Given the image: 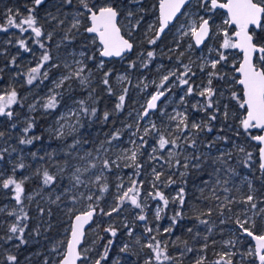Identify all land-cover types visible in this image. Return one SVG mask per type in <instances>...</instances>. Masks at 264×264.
Masks as SVG:
<instances>
[{
	"label": "rangeland",
	"instance_id": "1",
	"mask_svg": "<svg viewBox=\"0 0 264 264\" xmlns=\"http://www.w3.org/2000/svg\"><path fill=\"white\" fill-rule=\"evenodd\" d=\"M129 2V0H128ZM144 2V0H143ZM142 2V3H143ZM52 1H46V12L42 16V21H44V30L45 32H51L53 34V37L55 36L56 32L59 30L61 32V36L58 37L57 40V64L60 65L59 67V73L58 78H56L55 81H53L49 88L47 93H41L34 96L35 94L30 95V91L28 92L31 98L29 99L28 93L26 98L27 101V108H30L32 110L44 108L43 105L47 103V100L50 95L53 94L54 84L56 81L60 79L62 75H66L71 69L68 70V68L65 67V64L73 65V67H77L74 63V61L77 60H83L84 57L80 56V53L82 51L78 49L73 50V58H69L67 60V51L62 52L60 47H65L68 44L67 40L64 39V37L67 35V26H66V14L67 10L62 9L63 13H60V8H57L58 14L55 16L52 13V9L50 7L52 6ZM130 3V2H129ZM127 4V8H124L125 12L127 9H131L136 14L133 17H126L124 14L121 19V28L122 30L127 34V32L131 31V39L135 43L136 50L139 53L138 57H135L138 59V62L141 60H150V58L147 59V52L148 50L145 49V46L142 44L143 41L146 42V45H149L148 42V36L150 35L148 26L149 24L155 25V27L152 28V31H154L157 27V22L155 21L156 16L153 14H150V12H153V3L149 5H142V4H136L133 3ZM0 6H3V2H0ZM143 7L145 9L144 12H139L137 9L140 7ZM28 7V5H27ZM59 9V10H58ZM78 10H74V14ZM203 14H202V13ZM48 13H51L52 16L57 17V19H51L48 17ZM150 14V15H149ZM205 16L204 10L201 9L200 5L195 2V0H192L191 5L186 6L182 14L178 17L176 20L173 30L171 32L172 37L169 41L168 50L171 53H173L175 56L179 57L181 56H187V53H190V56H187L184 58L182 63H175L177 66V69H174L175 67H171L168 71L169 72H175L176 78H171L170 81L167 83L163 82L162 78L166 75V70L163 73H160L158 75H153L151 79L147 81L145 75H141L137 90H135V96H139L138 94L143 91L142 89L145 88V85L148 83L149 86H157L160 87L163 83L164 90L168 91V97L162 102L160 105L161 107L153 114H150L148 117L144 119H139L141 113L140 109L134 113V110H128L129 115L124 116L123 118H120L119 120H124L125 123H122L119 126H114V124H111V126L107 127L104 131L101 132V139L98 144V150L95 152H91L90 150H85L81 153H72V154H65V150L62 148L64 142H66V145L73 144L72 140L68 141V138L72 135H76L77 133H80V129L83 127V125L80 122L81 114L79 112L80 104L79 101H84L85 106L89 107L93 104H96L98 101V98L92 97L91 94L86 93L85 97L82 99L74 94V90L77 91L79 88L87 87L89 86V83L94 80L93 77H91V74L89 75V71L84 73L85 76L88 77V83L85 85H81L79 81L77 80H71L67 81L59 93L62 94L57 97V107H59L58 112L55 114V116L51 119H49V124L54 125L53 128L50 126L47 127V133L49 135H52L55 139H57L59 146L55 149V152L64 153L66 156V159L64 162L59 163L57 167L54 168V171L52 174L57 175L60 179H63L67 181V186L65 187L66 193L69 195V197L73 198L76 197L75 200L70 199V205L76 207L77 212H82L88 209V205L92 204L94 205H100L101 200L105 196V194L102 195V198L99 199V201L95 200V196H99L100 194V186L103 184L111 185L113 188L112 197L110 200H108L106 203L110 204L113 199H116L118 195V189L117 185L122 184L123 188L119 189L120 192L126 190L133 181L137 183V185L140 186V195H139V201L141 203V208L133 207V205L130 204V202H125L119 210V212H114L111 216L106 217V226L111 227L115 224H121V225H132L134 224L132 221L135 217L141 212L146 211V218H149V222L154 223L159 226V222L162 219L163 214V201L159 200L158 197L155 196V193L157 191L161 192L164 188V185L168 179L169 176L172 177V175L176 172L182 169V167H176L174 166V159L172 157H169L168 153L169 151L173 152V157L178 158L183 163L184 156L189 154H202L201 157L205 159V157L210 158H221L222 160H229L231 155V146H235V150L239 151L241 148L245 149V147L249 146V140L253 142L251 139V136L254 135V132L250 131L251 135L248 133H244V130L240 127V119L243 117L244 113H241V110H238L236 106H234V102L228 103L229 101V94L227 87L224 86H218L217 89V96L213 97L214 100H219V108L221 109V112L219 114H222L220 117H222L227 124L228 121H230L231 117L234 119L236 118V124L230 122L225 127L222 126V129L228 130V137L225 138L226 143H221L219 146L216 147L214 144L213 147L209 148L208 144H213L212 142L208 140H203L201 137L203 136V133H201V136H196L197 131L191 130L189 128V131L186 132H180L177 130V124L179 120L181 119L180 116H177V113H181L183 115H186L188 118L189 126L193 123H201L202 118L206 115L209 116L210 113L207 111L202 110L201 106L205 104V98L198 95V91L205 87L207 85L208 80V73L212 71L210 66L206 64V61H210L212 59H215L217 57V51L220 50V45L223 42L224 36L223 32L226 30L229 34V36L232 35V28H230L228 25L224 24V21L227 20L226 15L221 13H216L215 15H212L211 18V24H213V30L210 34L209 40L206 42V45L202 48L194 50L192 47V41L190 39V35H185L188 31L189 26L193 23V21L199 22V17ZM142 17V19H141ZM83 19V18H82ZM59 21H63V23H59ZM72 21H73V15H72ZM84 21V20H83ZM139 21V27H134L137 22ZM83 25V24H82ZM61 28V29H59ZM257 32V31H256ZM260 34H264V32L259 31ZM76 34V33H75ZM92 39L93 36H89L87 39V44L85 46H92ZM42 40L44 38L42 37ZM18 41V39H16ZM0 42L5 45H12L15 43L14 40H9L8 38H4L0 40ZM55 41H46L44 40V43L46 45H50V49L52 48V45ZM264 43V42H261ZM191 45V47H189ZM54 46V45H53ZM28 47L31 49V43L28 41ZM5 52V49H1L0 53ZM136 52V51H135ZM187 52V53H186ZM28 53H31L34 55V51H28ZM224 54L230 58V61L236 62L235 66L237 65L238 61L240 60V54L234 50V49H228L224 50ZM162 55H166V47H160V51L157 54V58L161 61ZM165 57V56H164ZM173 59H175L173 57ZM33 60V59H30ZM29 61V58H28ZM257 65L260 67H264V65H261L258 60L255 61ZM184 65H188L192 72L195 73L194 76H191L190 83L193 84L194 90L191 95H188L186 93V85L181 86V84L178 82V77H181V73L184 72ZM162 64L159 63L157 67H161ZM181 67V68H180ZM180 68V70H179ZM203 68V70H201ZM223 67H221L222 70ZM29 69H32V64L27 67V72H29ZM159 70V69H158ZM179 71V75H177ZM91 72V71H90ZM44 73V72H43ZM228 75H231L232 77H236V75L232 76L231 72ZM157 74V73H156ZM121 77V76H120ZM123 80L124 75L122 74ZM74 85V86H73ZM238 85V84H237ZM135 86V85H134ZM162 86V87H163ZM228 86L230 87L232 92H237L236 90V84L231 83V79L229 80ZM239 86V85H238ZM135 89V88H134ZM146 89H144V92ZM55 92L58 93L57 89H55ZM130 92V91H129ZM8 92H6L7 94ZM151 94V91L145 93V98L148 97ZM0 95H5L3 93V90L0 92ZM142 95V94H141ZM126 98V96H125ZM142 99L143 100H145ZM140 102V101H139ZM236 104V102H235ZM225 105H227V111L229 113L228 118L225 119L223 116V112L225 110ZM237 105V104H236ZM13 105H11L12 107ZM166 109L168 112H171V115L166 113ZM189 110V111H188ZM195 110L197 113L201 114V118L199 120H194L195 114L193 112ZM75 113V114H73ZM175 117V119H173ZM172 120V122H170ZM220 122L218 123H221ZM79 121V123H77ZM154 123L156 125V128L159 130V135H164L165 138L169 139H176L177 144L180 145V149H173L171 145L166 146L165 149H159V135L156 131H151L149 135L144 136V129L150 128L151 124ZM63 126V129L65 132L70 133L69 135H66L65 137L59 138L57 135V130ZM73 127L75 128V131H72ZM221 127V125H218V129ZM119 132L120 136L117 140H112V136ZM79 136V134H77ZM144 136V140L147 141L146 144L142 145L140 141V137ZM243 136L246 137V140L243 138ZM177 137H179L177 139ZM216 138H219V135H215ZM191 139H197L198 143H196V148L194 151L192 150V147H188L185 143L186 140ZM241 139V141H240ZM111 140V143L109 144L108 141ZM240 142H239V141ZM68 141V142H67ZM191 142H189L190 144ZM62 144V147H60ZM2 146V145H1ZM0 146V147H1ZM9 146L12 148L11 144ZM9 146H5L4 148H1L2 151H8L10 150ZM156 148L157 151L155 153L152 152V149ZM181 149H186L185 151L181 152ZM132 151L137 152V163L141 165L139 170L135 167V165L130 160L123 159L124 155H130ZM91 152L92 156H87V153ZM150 156H155L156 159H149ZM103 159H109L110 161H115L116 164L119 165V167L113 166L111 171L105 172L104 178L99 182H95V174L99 173L100 167H101V161ZM171 160L172 163H166V161ZM96 163L97 168L93 169L88 172H84L83 170L87 167H89V163ZM79 167L81 169V179L84 181L83 184L73 185L75 184V181L73 179V174L75 173V169ZM157 172H162L163 175L160 178V181L155 180V176L153 173V169ZM12 170H14L13 166L11 165L9 167V172L11 173ZM2 167L1 161H0V255L6 252H11L14 250L18 243L10 241L6 234V230L3 229L5 223H3L4 220H6L5 215H7L8 210L10 209V206L12 204V200L10 199V192L8 188L3 187V180L8 179L10 176H8L10 173ZM51 172V171H50ZM31 175V174H30ZM28 172L25 171L23 178L27 179L30 176ZM107 175L110 177H107ZM248 182V187L251 190L250 193H252V186L250 183V180L248 177H246ZM155 184V187L153 185ZM162 193V192H161ZM38 194V193H37ZM95 194L93 200H88L87 196ZM165 193H163L164 195ZM29 197H31V194H27ZM166 198V194L164 195ZM177 196V191L174 190L171 192L170 197L173 199ZM32 198V197H31ZM47 195L40 194L38 200H34L32 198V226L30 225L28 227L27 235H25L23 238L29 242V244H32L34 242H39V249L38 251H31L25 255L26 262H29V259L33 257L35 259L36 257H39L38 264H59V257L63 254L66 241L68 239V232L70 229V223H71V217H72V211L70 206L61 207L64 208V210L61 212L60 216L58 218H55V213H51V211L48 210L47 205ZM243 200V199H241ZM190 201V200H189ZM171 206V205H170ZM110 207V206H109ZM161 208L162 211L160 212L159 218L156 216L157 208ZM191 207V210L196 212V209L194 208V204L191 203L189 206ZM112 208V207H110ZM109 208L108 211H111ZM41 209L43 210L41 212ZM166 209V207H165ZM264 206L261 205L257 209H252L249 204L243 203L240 206L239 212H237L236 217L233 218L234 226H225L224 228L219 229L214 234V239L211 240L208 245L209 247V253H213L216 256H218V260L222 261L223 264H227L229 260H231V264H258L255 256H248L247 253L249 250H254V245L247 237L246 233L242 234L241 230L239 229V226L236 224V219L239 218L241 220L249 219L256 221L257 219L259 222L261 221V228L260 232L264 231ZM107 211V212H108ZM63 215H66L65 218H63ZM118 216V220H116ZM102 215L100 213V210H98L95 221L92 224V227L87 229L85 238H84V244L81 247V252H86L88 250H91L94 253L93 257H87L86 259H83L80 264H96V261H100V254L97 253V245H96V239H97V233H98V227L100 226L102 219ZM35 219V221H34ZM223 220V218H221ZM207 220V219H205ZM166 221V219L164 220ZM209 224L213 222V220H207ZM131 222V223H130ZM144 225H143V224ZM207 223V224H208ZM214 223V222H213ZM256 224V223H255ZM260 224H256L259 226ZM137 225V223H136ZM216 225V224H215ZM133 226V225H132ZM138 227L146 228L145 226V220L140 222ZM248 225H246L247 227ZM60 227V228H59ZM145 227V228H144ZM159 232L160 235H162L160 239V246L161 248L166 246V240L168 239V234H166V226H161ZM48 229L52 230L50 233L48 232ZM157 228L154 227V230ZM132 228L127 227L126 233L128 235V238L126 242H124L121 246V250H129L130 261L136 259V255L134 253L133 247H140L142 250V255L145 254L143 246L146 244V242L143 244L139 240V237L137 233L140 232V230L137 229V233H132ZM254 231L258 232L259 230ZM142 237L144 239H147V235H145L142 232ZM171 244L173 245V252L176 253L177 249L179 251H182V243L176 242V239L172 238L170 239ZM45 241V246H44ZM170 244V245H171ZM126 246V247H125ZM207 247L202 246L200 249H193L190 252L183 251V253H180V257H177V262L172 264H181L180 261L183 260L185 264H197V261H202L205 257V249ZM141 252V251H140ZM2 256H0V259ZM141 259H144L145 261L148 260L146 256H142ZM25 262V260L23 259ZM116 256H113L109 262L103 263V264H115ZM144 263L142 264H145ZM118 263V262H117ZM157 264H161L158 262H155ZM154 263V264H155ZM101 264V263H100ZM122 264V263H119Z\"/></svg>",
	"mask_w": 264,
	"mask_h": 264
},
{
	"label": "snow or ice",
	"instance_id": "2",
	"mask_svg": "<svg viewBox=\"0 0 264 264\" xmlns=\"http://www.w3.org/2000/svg\"><path fill=\"white\" fill-rule=\"evenodd\" d=\"M74 0H62L63 4L72 5ZM130 3L140 4L141 0H129ZM202 8H204L206 13H212L216 9L226 10L228 19L224 21L225 25L235 26L233 33L229 36L228 32L225 30L223 32V42L220 45V50L217 51V57L210 61H206L205 63L210 66L212 71H210L208 75L207 85L198 91V95L205 98V104L201 106L202 110L207 111V109H212V113L209 115V121H215L217 119V113L220 111L219 108V100H214L213 97L217 96V89L213 87V80H224L226 73H222L217 71L218 65L223 64L227 61V56L224 54V50L228 49H238L243 53L242 62H240L239 67L237 68L233 65V68L236 72L239 73V79L236 77L231 78V83L238 84L240 86V92H233L231 94V99L236 102L239 109L243 111V117L240 119V127L244 130L245 133L251 135V129H261L264 130V67H259L256 60L259 61L261 65H264V43H261L264 40V36L257 37L256 29H259L261 32H264V0H195ZM78 5V11L73 14V21L71 23V28L75 29L78 33L83 24V19L86 18L89 22L87 26H84L83 31L87 34H92L93 39L92 43L95 44L97 41L99 42V55L101 57H122L126 52H131L134 45L131 42V31L127 32L128 38H125V34L121 33V27L119 26V19L122 15V8H127V5H123L121 3H117L116 0H101L100 3L91 2L90 0H76ZM192 0H159L158 10V27H156V32L154 38L149 39L150 44H155L157 40L160 39V35L164 33L165 29L168 27L170 22L176 17L177 13L181 12V9L185 8L186 5H191ZM46 0H32V7L28 8L27 16H23L19 12L13 13L12 9H9L8 18H7V26L0 25V31L7 32L8 27L19 28L21 32L31 31L36 38L35 43L39 45L41 49H45L43 54L40 57V63L37 67H34L28 73V84H32L38 76L41 75V68H44V65L52 60V56L49 51L46 49V44L44 40L51 41L53 34L51 32H45L44 24L41 22L37 10L41 7V5H45ZM59 10V9H58ZM139 12H144L145 9L141 6L137 9ZM136 13L131 9H127L125 12L126 17H133ZM15 17H20L19 21ZM48 17L51 19H57V17L52 16L51 13H48ZM142 19V17H141ZM211 16L208 19H205L203 16L199 17V22L193 21V23L189 26L188 31L184 33L185 35H190L194 38L195 44L200 45L204 42L206 38L209 37V34L213 30V24H210ZM59 23H63V21H59ZM26 25V27H25ZM134 27H139V21ZM155 27L153 24H149V30ZM41 37L44 40H41ZM74 38V37H73ZM64 39H69L66 35ZM20 47L25 51H31V49L27 46L25 40L19 41ZM191 47V45L189 46ZM86 53L81 52L80 56L84 57ZM155 55L154 51L147 52L148 58H153ZM90 59H94L95 57H89ZM14 63V61H13ZM77 67H73V65L65 64L66 68L71 69L66 75H62L58 81L54 84L53 94L49 96L47 103L43 105L45 109H54L57 107L58 101L57 97L62 95L60 93L55 92V89L61 88L67 81L77 80L81 85L87 84L88 77L84 75L87 65L84 64L83 60L74 61ZM135 63L131 64L130 67H134ZM51 67L58 68L60 65L52 64ZM99 68L104 67L103 60L100 61ZM144 67H147V64H144ZM184 72L181 73V77H178L179 83L181 85H187L186 93L191 95L194 90L193 84L190 83L191 76H194L195 73L192 72L191 68L188 65H184ZM203 70V68L201 69ZM47 70L43 73V78H47ZM91 73L89 72V75ZM111 75V71H107L104 73L102 83L104 85L109 84L108 77ZM175 72L170 73L169 75H165L162 80L163 82H167L170 79V76H174ZM119 79H123V77H119ZM163 83L161 84V87ZM109 93L111 92V88H108ZM127 90L125 89V94L119 96V102L116 104L117 109H122L125 101ZM164 95L163 91H158L156 94L151 96V100L147 103L145 111L140 115L139 119H143L144 117L149 115V110H154L157 107V101L161 96ZM17 103V93L15 90L8 92L6 95H0V116H6L9 119L13 117V112L9 110L11 105ZM80 109L79 112L83 115H91L95 116L97 109L95 107L89 108L85 106L84 101H79ZM75 114V113H73ZM227 105H225V110L223 112V116L225 119L228 118ZM109 113L107 111L104 112V120H107ZM177 116H180L181 119L177 124V130L180 132L189 131H202L205 128L207 131H212L211 127L207 124L196 123L193 122L190 126L188 124V118L186 115L181 113H177ZM175 119V117H173ZM79 123V121H77ZM16 125L13 124L14 128ZM35 127L34 122H29L27 126L23 129L25 134L29 133ZM72 131H75L73 127ZM151 131H156L159 135V130L156 128L154 123L151 124L150 128L144 129V136L150 134ZM70 133L65 132L63 126L57 130V135L59 138L65 137ZM5 135L4 132L0 131V137ZM119 132L115 133L112 136V140L119 139ZM144 136H141L139 139L141 144L144 145L147 143L144 140ZM38 137L31 138H22L20 139L21 144H32L34 139ZM179 137H177L178 139ZM191 143L188 144V140L185 141L188 147L195 148L196 140L191 139ZM252 140L259 142L261 145H264V135H256L251 136ZM80 143L79 140L74 141L73 144L69 146V148L74 149ZM111 143V140L108 141ZM171 145L173 149H180V145L177 144L176 139L165 138L164 135H159V149H165L166 146ZM209 148L213 147V144L207 145ZM186 149H181V152ZM157 151L156 148L152 149V152L155 153ZM240 151H244L243 148ZM70 154V153H69ZM169 157H172L175 161L174 166L182 167L185 170L191 168L200 169L206 162L205 159L201 158L202 154H189L184 156L183 163L180 159L173 157V152L169 151ZM249 159L251 158V153L247 154ZM87 156L91 157L92 153L88 152ZM0 159H3V156L0 155ZM123 159L130 160L137 170L141 167L140 164L137 163V152L132 151L130 155L125 154ZM149 159H156L155 156H150ZM260 159L261 164L260 168L262 172H264V147L260 148ZM213 164L219 162L221 164H226V161H223L221 158H216L212 161ZM166 163L171 164L172 161H166ZM247 163V161H245ZM119 167L115 161H110L109 159H103L101 161V167L98 174H95V182L99 183L103 178L105 172L111 171L112 167ZM20 168H23L24 165L20 164ZM96 163H89V167L85 168L83 171L88 172L93 169H96ZM15 171V170H13ZM214 172H219V168H214ZM227 171H231V169H227ZM153 173L156 181H160L162 172H157L155 168L153 169ZM81 169L77 167L75 169V173L73 174V179L75 181V185L83 184L84 181L81 180ZM186 175V172H181L180 176L183 178ZM57 177L50 174L48 171L43 172V184L46 186L52 185L55 183ZM3 187L9 188L10 186L14 187L15 191V200L17 203H22L21 197L24 193L23 184L25 183L24 179H21L19 182L15 178H8L3 180ZM167 184H172L174 181L171 179V176L168 177ZM226 183V181H225ZM155 187V184L153 185ZM123 188V185H117L118 195L116 197L118 203L116 206L111 208V211L104 212L103 209H100V212L104 215L111 216L114 212H119L120 207L123 206L125 202H130L131 205L136 208H141V203L139 201L140 195V186L137 185L135 181L131 183V185L124 191L120 192L119 189ZM108 191V185L105 183L100 186V194L99 196H95V194L88 195V200H93L95 196V200L99 201L102 198L103 193ZM227 191V190H226ZM155 196L159 198V200L163 201V205L166 207L169 203L168 199L165 198L163 193L157 191ZM73 200L76 197L72 198ZM219 199V197H216ZM254 196L249 194L245 198L242 203H247L250 205L252 209H256L257 205L254 202ZM173 203H178L181 208H183L185 203V190L181 187L178 191V195L173 198ZM228 203H232V201H228ZM98 206V205H97ZM218 208H226L227 204L218 205ZM43 210L41 209V212ZM161 208H157L156 216L159 218ZM230 211V209H229ZM264 211V210H261ZM96 214V207L92 204L88 205L87 211L81 212L80 214L75 216V222L71 226V239L68 241L67 248L65 253L63 254V258L60 261V264H77V260L81 259L80 251H78V246L84 236V225L92 220L93 216ZM212 214V209L209 208L206 213H201V215ZM223 211L221 210L220 215L223 216ZM183 215L182 212L177 211L176 215L172 217L173 223L177 221L179 217ZM28 219L27 213H24L23 216L18 217V222L13 224L9 228V232L14 234L17 239L20 240L21 244L26 243L23 238V233L27 225L23 223ZM138 219L143 221L146 219L144 215H139ZM199 219V216H197ZM199 222L202 224H207V220L199 219ZM236 224L239 226L242 234H247L248 237L255 241V249L249 250L247 253L248 256H255L259 264H264V232H260L259 234L254 231L256 228V224L254 220L244 219L241 220L239 218L236 219ZM246 225H248L246 227ZM106 231L110 232L112 236L116 235V231L113 228H108ZM147 231L151 232L152 229L149 228ZM166 231H171V229H166ZM189 232L192 231L191 228L188 229ZM7 239L11 240L12 236H9ZM155 240V238H152ZM111 243V241H109ZM18 247V246H17ZM126 247V246H125ZM147 247L153 249L155 253V259L157 261L161 260L163 257L164 260L170 259L166 252L165 248H161L160 242L156 241L155 244L149 243ZM207 247V245H205ZM191 250V249H189ZM107 255V250L105 251V256ZM105 257L102 256L101 260ZM7 260L11 262V264H16L17 257L15 255H8ZM96 264H100V261H96ZM197 264H202L201 261H197ZM227 264H231V260L227 262Z\"/></svg>",
	"mask_w": 264,
	"mask_h": 264
},
{
	"label": "trees",
	"instance_id": "3",
	"mask_svg": "<svg viewBox=\"0 0 264 264\" xmlns=\"http://www.w3.org/2000/svg\"><path fill=\"white\" fill-rule=\"evenodd\" d=\"M256 36L261 37L262 35L259 32H256ZM83 37L84 35L77 37L75 36L76 48L79 49L80 47H84L87 44L86 40L81 41ZM261 42H263V40ZM156 45L157 42L154 44V46ZM89 57H93V55L90 54ZM93 60L94 59H90V62L86 64V71L91 70V72L95 75L93 77L94 80L89 84L88 87H81L75 91V95L83 99L88 92L92 95V97L98 98L97 103L90 106V108L95 107L97 112L95 116H81L80 122L83 127L80 129V133H77L79 136L76 134L73 136L71 135L68 138V141L72 140L74 143V141L79 140L80 143L74 149L69 148L70 145L67 146L66 142H64L63 147L62 144L60 146L65 150L66 155L69 153H81L85 150H90L91 152L97 151L98 144L101 139V132L107 127L111 126V124H114V126L117 127L124 123L123 120H119L120 118H123V115L116 110L115 102H109L107 99L105 103L103 99L104 96L101 94L99 82L101 79L99 70L95 66V63H93ZM235 64L236 62L234 65ZM220 85L226 87V82L224 80L218 79L213 80L214 88ZM60 89H62V87ZM236 90L237 93L240 92V87L237 84ZM57 91L59 93L61 90L57 88ZM234 106H236L238 110H241L239 109L238 105L235 104V101ZM54 109H47L49 113L45 114L44 112L40 116L30 113L25 119H21L20 115H13L11 119L8 117L5 119H0V131L5 133L3 137H0V146L2 145L0 147V155L3 156V159H0L2 167L7 173L9 172V167L12 165L15 171L12 170L11 173L9 172L10 174L8 176H10L9 178H15L18 182L21 179H24L23 176L25 171L28 172L29 175L31 174L29 178L24 179V193L21 197L22 203H17L15 200L14 187L10 186L8 188L12 204L7 215H5L6 220L3 221V223H5L3 229L6 230L8 237L12 236L10 241L18 243V247H16L11 252L1 254L0 256H2V258L0 259V264H11V262L7 260L8 255H15L17 257L16 264H38L39 257H36L35 259L31 257L29 262H26L27 260L24 257L31 251H38L40 243L37 241L29 244V242L24 239L26 243L21 244L20 240L17 239L14 234L9 232V228L18 222V217H21L24 215V213H27L28 219L23 221V223L27 225L24 230L23 237L27 235L28 227L30 225L32 226V203H30L32 202V198L37 201L40 194L47 195L48 210L51 211L52 214L55 213L54 220L60 216L65 206L71 207L72 214L76 211V207L70 205V199L72 198L69 197V195L64 190L67 186V181L60 179L57 175L52 174L54 168L57 167L59 163L64 162L66 159L64 153L55 152V149L53 148L59 146V143L57 142L58 140L52 135H49L45 130V127L49 125L48 120L55 116L53 114L54 112H51ZM105 111L109 113L107 120H104ZM241 113H243L242 110ZM29 122H34L35 127L29 133L25 134L23 129ZM202 122L203 124H207L212 129L210 132L207 131L206 128L202 131H197V134H199V132L204 133V135L201 137L203 140L213 142L216 147L221 143H226L225 138L228 137L229 131L222 129V126L225 127L227 125L225 121L217 123L216 125L213 124L214 121ZM231 122L236 124V118H233ZM13 124L16 125L14 128L12 127ZM219 124L221 127L218 129ZM215 134H218L219 138H215ZM243 134H245V132ZM31 137L38 138L34 139L32 144H21L19 142L22 138L26 139ZM243 138L246 140L245 136H243L241 139ZM248 142L249 146L245 147L244 151H236L235 146L232 145L229 160H223L226 161V164H221L219 162L213 164L212 161L215 160L214 158L205 157L206 162L200 169H193L190 166L187 170L184 169V171L180 172L176 171L171 177L174 183H165L164 188L161 191L162 193L166 194V199H168L169 203L166 206V209L165 207L163 209L164 211L162 214V219L159 222L158 227L156 224L152 222L150 223L149 218L145 219L146 228L144 227V231L143 228L137 226L140 222H142L138 219V216H146V211H141L137 217L134 218L132 221L134 223L132 224L133 226L115 224L111 227H108L106 226L105 221L107 215H104L100 212L102 215V222L98 227L97 239L95 242L98 246L96 248L97 253L100 254L99 256L105 257L102 260L100 257V263L103 264L109 262L113 256H116L115 264H142V262L145 261L144 259H141L142 256H146L148 259L150 258V261H145V264H154L155 262H158L155 259V253L153 249L147 247V245L149 243L155 244L156 241L160 242L162 235H160L159 230L162 228L161 226H166V229H171V231H166V234H168V239L166 240V252L170 259L164 260L163 257H161L159 263H176L177 257H180V253H183V251L190 252L193 249H200V247L207 245V248L204 252L205 257L201 261L202 264H223L222 261L218 260V256L213 253H209L210 245H208V243L214 239V234L216 231L224 228L225 226H234L233 218L236 217L237 212L240 210V206L243 204L242 201L245 200L247 195L251 194L254 196V202L257 205L256 209L264 203V172L258 169L257 145H255L250 140ZM9 144H11L12 148L9 146ZM6 145L10 147V150L8 149V151H2L1 148H4ZM248 153H251L250 159L247 155ZM245 161H247V163H245ZM20 164H23L24 167L20 168ZM214 168H219L220 171L214 172ZM227 169H231V171H227ZM44 171H48L50 174L57 177L54 184L49 186L43 184ZM181 172H186V175L183 178L180 176ZM107 177L109 176L107 175ZM246 177H248L250 180L252 193H250L251 190L248 187L249 181ZM81 179L83 178L81 177ZM181 187H183L185 190V203L183 208H181L178 203H173V199L170 197L171 192L174 190L177 191L178 195V191ZM112 190V186L108 185V191L103 193L105 196L101 200V204L98 205L99 210L103 209L104 212H107L110 207L117 205V199H113L110 204L106 203L112 197ZM28 193L31 194L32 198L27 195ZM216 197H219V199H216ZM228 201H232V203H228ZM191 203L194 204L195 210L198 209L196 212L192 211L191 207H189ZM224 204H227L226 208L217 207L218 205L222 206ZM121 208L122 206L120 207V210ZM209 208L212 209V214L210 216L201 215V213H206ZM221 210L224 213L223 216L220 215ZM177 211L182 212L183 215L179 217L175 223H173L172 217L176 215ZM65 216L66 215H63V218H65ZM197 216H199V219L209 220L210 223V220H213L214 223L212 222L211 224H202L199 222V219H197ZM221 218H223V220ZM165 219L166 221H164ZM116 220H118V216ZM255 223L259 224V220L257 219ZM127 227L132 228V233H137V229L140 230V232L137 233L139 237L138 241L143 244L146 242L142 237V232L147 235L148 241L143 246L145 252L144 255H142L143 253L140 247H133L136 259L131 261L129 258L131 253L129 254V250L120 249V246L126 242L128 238L126 233ZM154 227L157 229L154 230ZM108 228H113L116 231V235L112 236L110 232L106 231ZM149 228L152 229L151 232L147 231ZM189 228L192 229L191 232L188 231ZM255 230H258L257 225ZM51 231L52 230L48 229L49 233ZM153 237L155 240L152 239ZM172 238L176 239V242L182 243V251H179L178 249L176 253L172 251L174 250L173 245H175L171 244L170 242V239ZM109 241H111V243H109ZM45 245L46 244L44 241V246ZM106 250L107 255L105 256ZM91 254L92 257H94V253L91 250L86 251L84 253L83 259L90 257ZM180 263L185 264L183 260H181Z\"/></svg>",
	"mask_w": 264,
	"mask_h": 264
},
{
	"label": "flooded vegetation",
	"instance_id": "4",
	"mask_svg": "<svg viewBox=\"0 0 264 264\" xmlns=\"http://www.w3.org/2000/svg\"><path fill=\"white\" fill-rule=\"evenodd\" d=\"M46 1H50V0H46ZM51 1H52V3H51L52 6L50 7V9H52L51 11L53 12L52 13L53 15L56 16L58 14L57 8L61 7L60 13H63L62 9L67 10V14L65 16L67 19L66 20L67 36L69 37V39H66L67 43H68L66 45V48L60 47V49L62 52L68 50V52H67V60H68L69 58H73V50L78 49L75 47V36L77 37V36L84 35V37L81 41H85V40L87 41L89 36H92V34H87V33H84V31H83L84 26H87L89 22L87 21L86 18H83V20H84L83 25L81 26L79 33L75 29H72L71 31H69V29L71 28L72 15L74 14V10H78V5L76 3V0H74L72 5L63 4L62 0H51ZM0 2H3V6H0V25H4V26H7V18H8L9 9H12L13 13L19 12L23 16H27L28 8L32 7V0H0ZM91 2L100 3L101 0H90V3ZM116 2L117 3L122 2L123 5H127V4H131L132 6L134 5L133 3H129L128 0H116ZM142 2H143V0H141L140 4H142V5L148 4L149 7H151L150 4L153 3V7H152L153 12H150V14H153L154 16H156L155 21L157 22V27H158V19L157 18L159 16V13H158L159 0H144V2L143 3ZM27 5H28V7H27ZM186 6H188V5H186ZM186 6H185V8H186ZM45 7L46 6L41 5V7L37 10L39 18H40L42 23H44V21H46V20L42 21L43 20L42 16L46 12V9H48ZM184 9L182 10V12L184 11ZM201 9L204 10V8H202V7H201ZM182 12H181V14H182ZM218 12L225 15V13L220 9H216L212 13H206L204 10V14H205L204 18L208 19L209 16H211V18H212V15H215ZM124 14H125V10H124V8H122V15L118 21L120 27H121V25H120L121 19H122V16ZM178 17L174 20V22L172 24H170L168 26V28L164 31V33H162L160 35V39L156 41L157 42L156 46H154V44L146 45V42L143 41L142 44L145 46V49H147L148 51H154V53H155L154 57L150 58V60H141L140 62H138V59L135 57H138L139 53L135 49L136 46H135V43L133 42L132 39H131V42L134 45L132 51L126 52L122 57H118V58H115V57L103 58V57H101L99 55V47L100 46H99L98 41L95 44H92V46H88V47L84 46L85 48L80 47L78 49V50L86 53V55L84 56V64H88V62H90V58H89L90 54H92L95 57L93 60V63H95V66L99 70V75L101 78L99 80L100 87H101V94L104 96L103 99H104L105 103H106V100L108 99L109 102L113 101V102H115V104H117L119 102V96L122 94H125V89L127 90L126 98H125V101L123 104V108L122 109L116 108V110L120 114L126 116V115L130 114V113H128V110L132 109V111L134 110V113H135L140 109V113L142 115V113L144 112V110L146 108L147 102L151 98V96L154 95V93H157L158 91H163L164 95L161 96V98L159 99L156 109L149 112V115L153 114L161 107L160 105L162 104V102L168 97V91L164 90V86L163 87H161V86L160 87L149 86L147 83L145 85V88H144V89H146V91L144 92V89H142L143 91H141V93L138 94L139 96H137V98L135 96V92H136L135 90H137L138 81H139L141 75H145L147 81L149 79H151V77L153 75H158L160 73H163V72H165V70H166V75H169L171 72H169L168 70L172 66L175 67L174 69H177V66L175 65V63H182L184 58H186L187 56H190V53L186 52L187 56H184V55L181 56L180 55L179 57H177L173 53H171L170 51H167L168 46L170 44L169 43L170 38L172 37L171 32L173 30L174 24H175L176 20L178 19ZM15 18L17 19V22L20 19V17H15ZM210 24H211V20H210ZM25 27H26V25H25ZM229 27L234 30V28L232 26H229ZM59 29H61V28H59ZM256 31L259 32L260 30L258 29ZM61 32L58 30L56 32L55 36L54 37L52 36V41H55V42L53 44L54 46L52 45L51 49H50V45H46V49L49 51L50 55L52 56V60L50 62L46 63L44 65V68H41V75L38 76V78L32 84H28L27 83L28 73L30 72L31 69H29V72H27L28 71L27 67L31 64H32V68L37 67L38 64L41 62L40 57L43 54V52L45 51V49H41L39 47V45L37 43H35L36 38L34 37V34L31 33L30 30L28 32H21V30L19 28L8 27L7 32L0 31V40H1V38H2V40L4 38H8L9 40L15 41V43H13L12 45H8V46H5L0 42V50L5 49V52L0 53V92L3 90V93L6 95V92H10L12 90L16 91L17 103L13 104V106L9 109L13 112V115H20L21 119H25L26 116L30 113L37 114L38 116H40L44 112H45V114L49 113L48 110L45 108H40V109H36V110H32L30 108H27L26 105H27L28 99L26 98V96H27V93L29 91H30V95H32V93H33V94H35L34 96H36L38 94L41 95V93H44V92L47 93L50 84L53 81H55L56 78H58L59 67L55 68V67H51V65L57 64V58H58L57 52L58 51H57V43L56 42L58 40V37L61 36ZM155 32H156V29L154 31L151 30V32H149L150 35L148 36V40L151 38H154ZM121 33L125 34V38H128L127 34L122 30V28H121ZM210 34H209V37H210ZM261 35L264 36V34H261ZM209 37L206 38L205 41L198 47L194 44L193 37H190V39L192 41L191 45H192L193 49L196 50V49L204 47L206 45V42L209 40ZM16 39H18V41H16ZM20 40H25L27 46H28V41L31 43V50L34 51V55H32L31 53H28V51H25L23 48L20 47V44H19ZM41 40H42V37H41ZM263 42H264V40H263ZM160 47H166V55H162L163 61L159 60L156 57L158 52L160 51ZM173 57L175 59H173ZM28 58H29V61H28ZM227 58L228 59L226 62H224L221 65H218L217 70L222 72V73L227 74L225 76L224 81L226 82V87H227L228 94H229L228 103L233 104L234 101L231 99V94L233 92L231 91L230 87L228 86L229 80L231 79V75H228L229 73H227V72H231L232 76L235 75V70L233 68L234 62H232V60L230 61L229 57H227ZM30 59H33V60H30ZM101 60H103V62H104V67L102 69L98 67ZM13 61H14V63H13ZM133 63H135V66L130 67V65ZM159 63L162 64V66H161L162 68L157 67V65ZM144 64H147V67H144ZM221 67H223L222 70H221ZM180 68H179V70H180ZM46 70H47L48 74H47V78L45 79V78H43V72H45ZM68 70H69V68H68ZM90 71L91 70H89V72ZM107 71H111V75L108 77L109 84L104 85L102 83V79H103L104 73ZM90 73H91V77L95 76L92 72H90ZM122 74L124 75V80L119 79L120 76L122 77ZM177 75H179V71H178ZM171 78H176V75L170 76V79ZM170 79L166 82V85L170 81ZM178 82H179V80H178ZM181 86H183V85H181ZM109 87L111 88L110 93L108 91ZM149 91H151V94L145 98V93H147ZM73 92L75 94V90ZM30 95L28 93L29 99L31 98ZM144 98H145V100L142 101V99H144ZM58 109H59V107H56L51 112H54L53 114L55 115L58 112ZM168 110L166 109V113L168 115L169 114L171 115V112H168ZM193 112L195 114L194 120H199L201 118V114L197 113L195 110H193ZM208 112L211 114L212 109H210ZM220 112H221V109L217 113V119L214 121V123H213L214 125H216L218 122H220V119H222L221 122L224 121V119L222 117H220L222 115V114H219ZM148 116H146V117H148ZM146 117H144V118H146ZM208 117L209 116L206 115L205 117L202 118V121H209ZM5 118H6V116H0V119H5ZM233 118L231 117L230 121H228L227 124H229ZM48 122H49V120H48ZM170 122H172V120H170ZM124 123H125V121H124ZM188 124H189V122H188ZM48 126L53 128L54 125H52V124L47 125L45 127L46 131L48 130L47 129ZM250 131L256 133L252 129ZM201 133L196 134V136H201ZM203 135H204V133H203ZM215 135H217V134H215ZM189 142H191L190 139L188 140V144H189ZM196 143H198V141ZM194 149H197V148L196 147L192 148L193 151H194ZM192 154H194V153H192ZM257 162H258V146H257ZM258 169H259V167H258ZM180 171H184V168H182ZM260 171H262V170H260ZM263 205H264V203H263ZM94 206L96 207V214H97V212L99 210L98 206L97 205H94ZM133 207H135V206H133ZM85 211H87V210H85ZM96 214L94 215V219H93L91 225L89 227H87V229L92 227V224L95 221ZM71 219H72V217H71ZM260 223H261V221L259 222V224ZM261 224L258 226V230H259L257 232L258 234L261 231L260 230L261 228H259L261 226ZM87 229L85 231V235H86ZM249 240L251 241L250 238H249ZM84 241L85 240H83L81 247L83 246ZM145 241L148 242L147 239H145ZM252 244H253V242H252ZM254 249H255V247H254ZM80 252H81V250H80ZM81 253H82V256H84L85 252H81ZM90 257H92V254L90 255ZM82 260H83V257L80 260V262ZM256 260H257V258H256ZM149 261H150V258L148 259L147 262H149ZM80 262H79V264H80ZM142 263H144V261Z\"/></svg>",
	"mask_w": 264,
	"mask_h": 264
},
{
	"label": "water",
	"instance_id": "5",
	"mask_svg": "<svg viewBox=\"0 0 264 264\" xmlns=\"http://www.w3.org/2000/svg\"><path fill=\"white\" fill-rule=\"evenodd\" d=\"M159 5V4H158ZM184 9V8H183ZM183 9H181V12H182V10ZM220 10H222V9H220ZM224 13H225V15H226V18L228 19V16H227V12H226V10H222ZM181 12L180 13H177V15H176V17L170 22V24H172L173 22H174V20L181 14ZM158 13H159V10H158ZM169 24V25H170ZM168 25V26H169ZM233 28L235 27V26H232ZM168 28V27H167ZM166 28V29H167ZM165 29V30H166ZM256 30H258V29H256ZM193 41H194V44H195V40H194V38H193ZM205 41V40H204ZM99 43V42H98ZM196 45V44H195ZM201 45V44H200ZM200 45H196L197 47L198 46H200ZM239 54H240V60L238 61V63H237V65H236V67L238 68L239 67V64H240V62H242V59H243V53L240 51V50H238V49H235ZM103 58H110V57H103ZM115 58H118V57H115ZM259 66V65H258ZM260 67V66H259ZM235 75L237 76V79H239V73L238 72H236L235 71ZM240 87V86H239ZM154 94H156V93H154ZM161 98V97H160ZM151 100V98L148 100V102ZM159 101V100H158ZM158 101L156 102V103H158ZM147 102V103H148ZM146 109V108H145ZM156 109V108H155ZM154 109V110H155ZM145 111V110H144ZM150 111H152V110H149V112ZM253 131H255L256 133H254V135L253 136H256V135H264V130H261V129H252ZM253 142L258 146V167H259V169L261 170V168H260V164H261V159H260V148L261 147H264V145H261L259 142H257V141H255V140H253ZM82 212H84V211H82ZM81 212H78V213H75L73 216H72V219H71V225H70V229H71V226L73 225V223L75 222V216L76 215H78V214H80ZM93 219H94V216H93V218H92V220L91 221H89L87 224H85L84 225V236H83V238H82V240H81V242H80V244H79V246H78V251H80V249H81V245H82V243H83V240H84V237H85V231H86V229H87V227H89L90 225H91V223H92V221H93ZM70 229H69V232H68V239H67V241H66V244H65V248H64V252H63V254L65 253V251H66V248H67V244H68V241L71 239V231H70ZM250 238V237H249ZM251 239V238H250ZM251 241L253 242V244H254V247H255V241L253 240V239H251ZM63 254L60 256V259H59V264H60V261L62 260V258H63ZM80 254H81V259H82V253L80 252ZM80 259V260H81ZM80 260H77V264H79V262H80ZM257 261H258V259H257ZM258 263H259V261H258Z\"/></svg>",
	"mask_w": 264,
	"mask_h": 264
}]
</instances>
